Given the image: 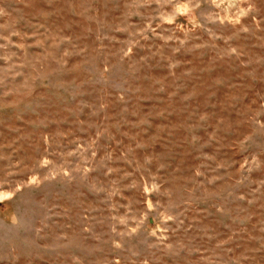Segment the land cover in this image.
<instances>
[{"label":"rangeland","instance_id":"rangeland-1","mask_svg":"<svg viewBox=\"0 0 264 264\" xmlns=\"http://www.w3.org/2000/svg\"><path fill=\"white\" fill-rule=\"evenodd\" d=\"M0 264H264V0H0Z\"/></svg>","mask_w":264,"mask_h":264}]
</instances>
